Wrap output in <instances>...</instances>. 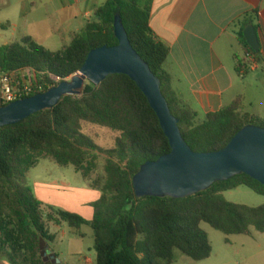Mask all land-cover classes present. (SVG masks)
Listing matches in <instances>:
<instances>
[{
    "label": "trees",
    "instance_id": "obj_1",
    "mask_svg": "<svg viewBox=\"0 0 264 264\" xmlns=\"http://www.w3.org/2000/svg\"><path fill=\"white\" fill-rule=\"evenodd\" d=\"M152 4L153 0H108L96 11L95 21L60 51H50L31 37L2 46L0 73L30 70L35 74L32 83L36 88L31 97L45 93L78 74L93 50L119 44L114 24L120 16L132 47L160 79L171 113L194 152L221 151L246 126L264 128V118L242 111L241 97L210 113L201 123L197 113L182 106L165 67L170 48L158 40L150 25ZM239 38L245 55L251 54L262 65V55L250 48L244 29ZM236 70L241 77L251 72L246 57ZM5 105L0 100V107ZM86 126L117 133L114 148L102 149L86 132ZM170 152L169 140L149 101L125 75L110 76L99 87L88 84L81 97H66L52 110L0 128V261L52 264L42 252L54 237L27 181L40 159H51L61 167L73 166L89 181L100 155H106L105 176L91 187L101 195L93 204V219L87 221L67 211H57L59 219H50L64 222L74 231L91 226L95 264H173L176 251L203 262L213 252L201 228L203 223L226 236L251 235L252 230L264 233V205H237L223 196L241 186L264 196V185L244 174L184 199L138 198L134 177L144 164Z\"/></svg>",
    "mask_w": 264,
    "mask_h": 264
},
{
    "label": "crops",
    "instance_id": "obj_2",
    "mask_svg": "<svg viewBox=\"0 0 264 264\" xmlns=\"http://www.w3.org/2000/svg\"><path fill=\"white\" fill-rule=\"evenodd\" d=\"M107 1L0 0V7L10 9L0 18V31L11 32L9 38L0 33V47L26 37L40 43L32 32L37 27L45 33L42 46L49 49L61 41L65 49L89 22L95 21L96 11ZM31 25L34 26L30 28ZM150 25L158 40L170 48L165 67L172 78L173 91L184 108L197 113V122L205 121L207 115L230 106L239 97L246 102L250 89L264 85V0H153ZM250 26L259 37L263 64L241 77L236 67L246 53L239 34ZM94 192L97 202L100 193ZM93 217L91 211L86 220ZM64 224L53 221L48 227L54 240L45 249L58 259L61 254L54 245L57 233L65 231ZM75 234L85 239L79 231ZM61 240L72 242L66 232ZM74 253L83 259L81 264H95L96 252L94 256H84L80 248Z\"/></svg>",
    "mask_w": 264,
    "mask_h": 264
},
{
    "label": "water",
    "instance_id": "obj_3",
    "mask_svg": "<svg viewBox=\"0 0 264 264\" xmlns=\"http://www.w3.org/2000/svg\"><path fill=\"white\" fill-rule=\"evenodd\" d=\"M114 27L117 46L93 50L78 74L49 91L0 107V128L52 110L66 97H81L88 84L99 87L110 76L125 75L146 96L171 146L169 154L144 164L134 177L138 198L184 199L242 174L264 185V128L246 126L221 151L194 152L182 136L179 120L171 113L160 79L132 47L120 16L115 18ZM244 36L250 48L260 53L255 28L248 27ZM47 256L54 264H60L58 257L45 249L42 257Z\"/></svg>",
    "mask_w": 264,
    "mask_h": 264
},
{
    "label": "rangeland",
    "instance_id": "obj_4",
    "mask_svg": "<svg viewBox=\"0 0 264 264\" xmlns=\"http://www.w3.org/2000/svg\"><path fill=\"white\" fill-rule=\"evenodd\" d=\"M8 10L10 9L0 7V18H3ZM33 26L31 25L30 28ZM32 32L40 42L39 44H44L43 37L45 33L37 27L32 28ZM0 33L9 38L11 32L5 34V32L0 31ZM16 36H19V33H16ZM56 42V44L50 45L49 50L53 52L63 50L64 45H62V42ZM0 44H2V41H0ZM15 75L29 85L32 84L31 81L35 78V74L30 70L16 72ZM257 85V87H253L248 91L247 100L243 103V112L264 118V85ZM1 97L0 81V100ZM86 132L94 138L97 145L102 149L114 148L117 133L106 128L89 126H86ZM106 160V155H100L95 171L91 170L89 181L84 180L73 166L61 167L51 159H40L38 165L30 170L27 175L28 185L35 198L42 205L41 213L47 227L53 222L50 219H59L56 214L57 211L79 213L84 219L91 211L94 213L93 204L95 203L94 197H96L94 191L96 190L91 189V187H93L97 178H100V181L103 180ZM223 196L228 202L237 205L252 208L264 205V196L256 194L245 186L225 192ZM201 228L207 233L212 245L211 258L203 262H195L176 251L173 264H264V233L252 230L251 235L226 236L204 223ZM64 229L65 231L57 233L58 241L54 245L56 251L61 254L60 262L62 260L63 264H81L83 259L74 253L80 248L85 251L86 255L84 256H94V230L91 226L85 225L80 229L79 232L85 235L84 240L76 238L75 236L79 237L78 234H75V231L70 229L66 223ZM65 232L67 238L72 239V242L71 240H61ZM46 259L49 263L54 264L48 256Z\"/></svg>",
    "mask_w": 264,
    "mask_h": 264
},
{
    "label": "built area",
    "instance_id": "obj_5",
    "mask_svg": "<svg viewBox=\"0 0 264 264\" xmlns=\"http://www.w3.org/2000/svg\"><path fill=\"white\" fill-rule=\"evenodd\" d=\"M248 62H250L251 70L256 68L259 63L251 55H245ZM1 80V90L2 97L1 101L5 104H10L15 101L31 97L35 93V87L31 81V85L26 83L24 80H20L16 77L15 73L12 74H2ZM59 80V79H57Z\"/></svg>",
    "mask_w": 264,
    "mask_h": 264
}]
</instances>
